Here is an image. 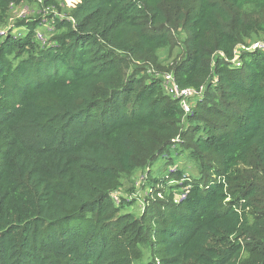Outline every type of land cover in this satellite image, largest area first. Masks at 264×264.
<instances>
[{
	"label": "trees",
	"instance_id": "obj_1",
	"mask_svg": "<svg viewBox=\"0 0 264 264\" xmlns=\"http://www.w3.org/2000/svg\"><path fill=\"white\" fill-rule=\"evenodd\" d=\"M29 2L0 34V264H264V0H75L46 44L55 0L0 28Z\"/></svg>",
	"mask_w": 264,
	"mask_h": 264
},
{
	"label": "rangeland",
	"instance_id": "obj_2",
	"mask_svg": "<svg viewBox=\"0 0 264 264\" xmlns=\"http://www.w3.org/2000/svg\"><path fill=\"white\" fill-rule=\"evenodd\" d=\"M44 0L40 1L41 3H43ZM55 3L60 6V10L58 8L55 7V5H52L54 7V16L52 18L46 17L44 16L43 19L41 20V22L38 24L36 31L41 30L43 32L47 33V36L49 37V31L47 30V26L54 21L55 23V16H58L60 14H64L66 11L65 10H70V5H71V0H55ZM47 10V11H46ZM49 8L42 10V8H40V6L38 4H36L35 2H29V3H22L20 5H13L9 11V17H8V21H7V25H3L4 27H1L0 29H5L7 30L8 27L12 24H15V22L19 19H28L30 17H34L37 16L38 14H44L47 15L49 13ZM23 12H25V14H23ZM53 12V10H52ZM46 20V24L44 25V23L42 22L43 20ZM42 23V24H41ZM51 25V24H50ZM24 29L23 28H15L14 32L15 33H21L23 32ZM166 53L162 52L161 53V57L165 59L166 57ZM174 158L177 161V165L180 168H184L187 173H192V174H196L197 171L195 169L194 163L189 160L184 154H175L173 153ZM165 160L163 157H160L158 159V161L156 162L154 169H160L161 173H166L167 168L165 167ZM143 177V171H138L133 177L131 182H126L125 187L121 188V190L119 191V195H128L130 193V189L133 187L134 191L136 194V202L131 205V206H127L125 208V212H134V213H141L144 208H145V198L146 195L148 194L149 189L145 188L143 189L144 183H145V179H142ZM168 187L165 188V191Z\"/></svg>",
	"mask_w": 264,
	"mask_h": 264
},
{
	"label": "built area",
	"instance_id": "obj_3",
	"mask_svg": "<svg viewBox=\"0 0 264 264\" xmlns=\"http://www.w3.org/2000/svg\"><path fill=\"white\" fill-rule=\"evenodd\" d=\"M40 1H42V0H40ZM74 1L75 0H71V4L74 3ZM53 12H55L54 9H53ZM23 14H25V12H23ZM59 17L63 18V17H65V14H63V15L60 14ZM42 22L45 25L47 21L44 19ZM50 24L47 26V30L49 31V37L47 36L46 32H43L41 30H39V31L37 30L36 31L37 39L43 44L48 43V40L56 32V27H55L54 21L51 22ZM6 31L7 30H5V29H0V34L5 35ZM246 49H256V50H260V51L264 52V39L255 40ZM238 64H240V63H238ZM163 78H164V80H163L164 90L169 95L173 96L174 98L181 99L182 106L185 108V110L187 112L191 110L192 103H193V100L195 99V97L200 96L203 93V87H201L200 89H196V88H181L177 84L174 75L171 74V73L164 74ZM145 177L146 176L143 174L142 179L144 180ZM173 182L176 183L175 181H173ZM178 191L179 192H177L175 194V202H179V201H182L183 199H185L186 196H187L188 189L186 187H181V189L178 190ZM159 195L162 196V194H159ZM134 196H136V194ZM112 197H113V199H114V201L116 203H120L121 196L119 195V191L115 192L112 195Z\"/></svg>",
	"mask_w": 264,
	"mask_h": 264
}]
</instances>
